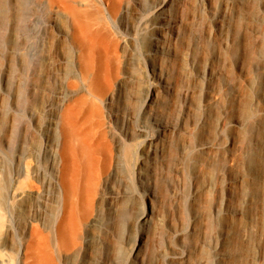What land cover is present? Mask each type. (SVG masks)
Returning a JSON list of instances; mask_svg holds the SVG:
<instances>
[{"label": "rangeland", "instance_id": "374dc122", "mask_svg": "<svg viewBox=\"0 0 264 264\" xmlns=\"http://www.w3.org/2000/svg\"><path fill=\"white\" fill-rule=\"evenodd\" d=\"M160 1L121 0L109 17L102 0H90L126 60L118 91L101 105L103 129L112 148L131 143L133 158L102 170L97 149V220L81 245L52 249L55 261L264 264V0ZM39 13L19 20L11 9L0 23V264H22L32 223L50 228L58 115L76 94L69 21L52 14L44 36ZM104 56L96 52V62ZM147 89L153 102L142 109ZM138 210L150 215L142 226Z\"/></svg>", "mask_w": 264, "mask_h": 264}, {"label": "bare ground", "instance_id": "6f19581e", "mask_svg": "<svg viewBox=\"0 0 264 264\" xmlns=\"http://www.w3.org/2000/svg\"><path fill=\"white\" fill-rule=\"evenodd\" d=\"M102 1L109 17L116 15L121 7V0ZM165 1L161 0L158 8H162ZM89 4L90 0H15V4L10 0H0V23L7 22L13 17V14H10L11 9L15 10V16L19 20L29 19L35 7L42 13L37 15L36 21L42 25L44 36L52 14L57 17L64 16L70 24L69 37L75 48L74 58L77 68L75 78L69 83V86L76 90V94L62 107L58 115L61 144L58 186L52 199L53 220L51 218L50 228L46 234L37 223L31 224L22 264H35L38 260L44 259L50 264H57L52 249L58 253L67 252L82 244L86 225L97 220L95 203L100 180L97 176L98 170L94 167L95 152L98 148L102 149L104 155L102 170L106 166L111 167L110 165L115 161H119L127 168L133 158L131 143L127 142L123 146L112 148L103 129L105 115L101 105L110 102L118 91L125 74L126 60L120 53V43L106 30L102 33L104 21L97 14L92 16L93 13L88 9ZM90 17L93 19L92 23L89 21ZM168 21L163 18L162 22L165 24ZM163 32L164 30L159 28L156 35L162 37ZM3 39L5 40L4 34ZM159 41L156 38L153 50L164 49L159 46ZM96 52L105 55L101 63L95 60ZM159 78L163 81L160 73ZM146 93H150V89L139 97L143 103L142 109L148 99L153 102ZM136 119L134 113L128 115L130 122ZM161 125L167 128L162 122ZM90 135L94 137L92 140ZM152 150L153 142L147 148V156ZM126 188L125 194L130 188L128 183ZM123 201L122 214L127 220L131 218V196L125 195ZM40 202L42 205L38 203V206L46 208L44 200ZM149 216L148 213L138 210L134 216V224L139 226L146 224Z\"/></svg>", "mask_w": 264, "mask_h": 264}]
</instances>
